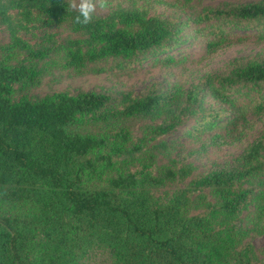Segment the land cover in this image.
Returning <instances> with one entry per match:
<instances>
[{
    "label": "trees",
    "instance_id": "trees-1",
    "mask_svg": "<svg viewBox=\"0 0 264 264\" xmlns=\"http://www.w3.org/2000/svg\"><path fill=\"white\" fill-rule=\"evenodd\" d=\"M70 2L0 0L9 31L0 43V264H264L236 221L252 203L249 222L264 233V135L237 165L193 176L173 159L157 163L154 153L160 137L195 112L191 91L179 107L151 88L122 94L120 107L94 90L27 94L53 65L100 71L108 59L158 53L173 32L168 19L136 8L79 26ZM205 14L264 20V0ZM26 23L42 28L37 42L18 35ZM59 25L72 35L56 41ZM213 80L225 89L264 85V55ZM255 109L263 112L264 102ZM130 119L147 122L134 132Z\"/></svg>",
    "mask_w": 264,
    "mask_h": 264
},
{
    "label": "rangeland",
    "instance_id": "rangeland-1",
    "mask_svg": "<svg viewBox=\"0 0 264 264\" xmlns=\"http://www.w3.org/2000/svg\"><path fill=\"white\" fill-rule=\"evenodd\" d=\"M257 1L261 0H108L109 7H98L94 16H104L117 8H136L168 19L173 32L161 50L129 59H108L99 64L100 71L91 69L79 74L53 65L49 68L51 73L27 89V94L94 90L108 93L111 106L120 107L122 94L137 95L151 88L166 93L167 107H179L191 91L196 94L195 112L182 116L180 124L160 137V144L154 148L157 163L173 159L178 165L187 166L193 176L208 169L237 165L250 142L264 135V111L255 109L256 104L264 102V85L225 89L213 77L228 73L234 63L263 57L264 20L244 22L235 17H206L205 13L226 3ZM25 25L18 35L29 43L37 42L42 28ZM52 33L56 41L72 35L65 25L55 27ZM8 36V28L0 24V43H6ZM162 119L157 118V123ZM126 122L135 132L147 121ZM261 179L258 190L264 194V176ZM173 188L165 187L162 193ZM251 213L249 203L236 221L245 235L242 242L253 250L254 261L264 262V233H258L249 222Z\"/></svg>",
    "mask_w": 264,
    "mask_h": 264
},
{
    "label": "clouds",
    "instance_id": "clouds-1",
    "mask_svg": "<svg viewBox=\"0 0 264 264\" xmlns=\"http://www.w3.org/2000/svg\"><path fill=\"white\" fill-rule=\"evenodd\" d=\"M69 7L78 14L74 17L73 23L79 26H86L93 21L94 14L99 7L101 10L109 7L108 0H71Z\"/></svg>",
    "mask_w": 264,
    "mask_h": 264
}]
</instances>
